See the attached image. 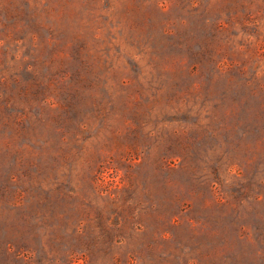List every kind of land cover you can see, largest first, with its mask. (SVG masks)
<instances>
[{
	"label": "rangeland",
	"instance_id": "obj_1",
	"mask_svg": "<svg viewBox=\"0 0 264 264\" xmlns=\"http://www.w3.org/2000/svg\"><path fill=\"white\" fill-rule=\"evenodd\" d=\"M0 264H264V0H0Z\"/></svg>",
	"mask_w": 264,
	"mask_h": 264
}]
</instances>
